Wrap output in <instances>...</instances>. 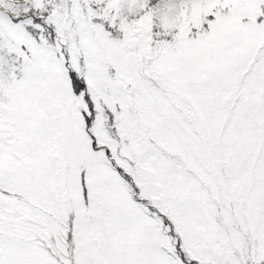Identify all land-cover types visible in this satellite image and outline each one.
Masks as SVG:
<instances>
[{"label":"snow or ice","instance_id":"1","mask_svg":"<svg viewBox=\"0 0 264 264\" xmlns=\"http://www.w3.org/2000/svg\"><path fill=\"white\" fill-rule=\"evenodd\" d=\"M0 264H264V0H0Z\"/></svg>","mask_w":264,"mask_h":264}]
</instances>
